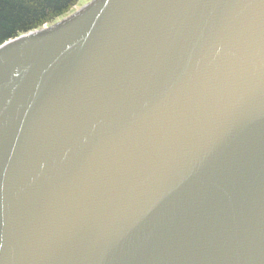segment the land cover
I'll return each mask as SVG.
<instances>
[{"label": "water", "instance_id": "1", "mask_svg": "<svg viewBox=\"0 0 264 264\" xmlns=\"http://www.w3.org/2000/svg\"><path fill=\"white\" fill-rule=\"evenodd\" d=\"M0 264H264V0H92L1 45Z\"/></svg>", "mask_w": 264, "mask_h": 264}, {"label": "trees", "instance_id": "2", "mask_svg": "<svg viewBox=\"0 0 264 264\" xmlns=\"http://www.w3.org/2000/svg\"><path fill=\"white\" fill-rule=\"evenodd\" d=\"M80 0H0V46L67 15Z\"/></svg>", "mask_w": 264, "mask_h": 264}, {"label": "rangeland", "instance_id": "3", "mask_svg": "<svg viewBox=\"0 0 264 264\" xmlns=\"http://www.w3.org/2000/svg\"><path fill=\"white\" fill-rule=\"evenodd\" d=\"M90 1H92V0H80L79 3H78V5H77L76 7H74V8H73V9H72L67 15L63 16L62 18L67 17L68 15L74 13L77 9H79L80 7H82V6H84L85 4L89 3ZM62 18L56 20L55 22L60 21ZM55 22H54V23H55ZM54 23H51V24H49V25H47V26H50V25H52V24H54Z\"/></svg>", "mask_w": 264, "mask_h": 264}]
</instances>
